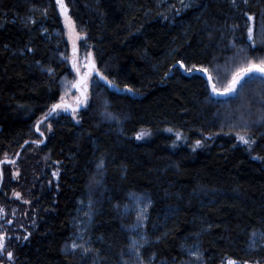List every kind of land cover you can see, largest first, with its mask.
Returning <instances> with one entry per match:
<instances>
[{"label": "trees", "instance_id": "16d2710c", "mask_svg": "<svg viewBox=\"0 0 264 264\" xmlns=\"http://www.w3.org/2000/svg\"><path fill=\"white\" fill-rule=\"evenodd\" d=\"M61 3L88 102L36 131L73 79ZM61 3L0 0V162L27 143L0 167V264H264V79L216 101L177 63L223 90L264 60V0Z\"/></svg>", "mask_w": 264, "mask_h": 264}, {"label": "snow or ice", "instance_id": "6c2138e0", "mask_svg": "<svg viewBox=\"0 0 264 264\" xmlns=\"http://www.w3.org/2000/svg\"><path fill=\"white\" fill-rule=\"evenodd\" d=\"M58 3H61V0H57ZM246 2V0H245ZM61 7H63L62 3H61ZM249 19L251 20L252 17H249ZM248 38L249 40L253 39V30L252 28L248 29ZM177 63L179 64L180 68L184 69L186 72H192L193 70L195 71H199L204 73L206 76H208V82L211 85L212 88V92L214 95H220V96H227V95H232L237 91V87L242 85V83L246 82L247 80L250 79H254L256 78V76L258 75L260 78L264 79V60H260L259 62H254L253 60H248L246 64H242L232 75V78L230 80V82L228 83V85L223 89L220 90L217 88L216 84L213 83V78L212 76L209 74V69L207 68H197L195 65H193L192 67H186L185 63L183 61H177ZM91 70H94V65L91 66L90 72L88 74H86L85 77H82L80 80L76 81L75 83H73V87L77 89V91L81 92V96L80 98L77 99L76 103L79 106L80 104H86L88 102V94H87V76L91 74ZM97 75H100L99 73H97ZM101 80H105L109 87H114L115 85L110 82L107 81V78L104 76H100ZM129 91H131V89H129ZM64 100V97H61V101ZM69 107V105L65 104V103H57V104H53L52 105V111H56L57 109H64L67 110V108ZM73 112L77 111V108H72ZM169 131H171L169 129ZM142 135H144L143 133L138 134L137 135V139H141ZM238 139L245 143L248 144L249 140L245 138V136H238ZM197 145L200 144V141L196 142ZM19 195V194H17ZM3 237H0V241H2ZM73 248L76 247L75 244L72 245ZM0 248H3V244L0 243ZM9 258H11L12 254L8 253ZM227 264H236L235 261L233 260H228Z\"/></svg>", "mask_w": 264, "mask_h": 264}, {"label": "rangeland", "instance_id": "374dc122", "mask_svg": "<svg viewBox=\"0 0 264 264\" xmlns=\"http://www.w3.org/2000/svg\"><path fill=\"white\" fill-rule=\"evenodd\" d=\"M164 2H166V0H164ZM179 3H181V1ZM60 13H61V16H62V25H63V28H64L65 39L68 42V46H69V50H70V56L68 58V62L70 64L71 68H72V77H73L72 81H70L69 83L65 84V93L63 95L64 100L60 101V103H62V102L63 103H68V104H71V106L73 108L74 107L78 108V105H77L76 102H74V100H75L76 97H79V92H77V91L73 92L72 91V87H73L72 85H73V83L76 82V71L78 73H80V75L84 74L85 66H86V64L88 62V56L89 55L86 54V53H81V54L79 53V51H78V43L83 40V36L80 35L75 30L74 25L68 19L67 15L65 13V10L62 7H60ZM68 110L71 111L69 108H67V110L58 109L53 117L56 118L60 114L69 113ZM76 113L77 112L69 113V114L71 115V117L73 119H75L77 117ZM42 133L48 135V133H49L48 126L42 129ZM141 133H143L144 135H142V138L138 139V141H143L148 136L147 133L144 132V131L140 132L139 134H141ZM81 219H82V217H81ZM78 224L81 225L82 222L80 221ZM77 232H78V234H81L82 228H79L77 230ZM195 255H196V252L195 251L192 252L193 258H196ZM181 264H184V263H181ZM192 264H195V263H192Z\"/></svg>", "mask_w": 264, "mask_h": 264}, {"label": "water", "instance_id": "95a60500", "mask_svg": "<svg viewBox=\"0 0 264 264\" xmlns=\"http://www.w3.org/2000/svg\"><path fill=\"white\" fill-rule=\"evenodd\" d=\"M90 67H91V60H89V62H88V64H87V66H86V69H85V72H84V75H83V76H81V75L76 71V75H77V80H76V81L80 80L82 77H85L86 74H88V73L90 72ZM91 73H92V70H91ZM90 75H91V74H90ZM90 75L87 76V79H88V77H89ZM257 76H258V75H257ZM102 82H104V81H102ZM105 85H106L107 87H109V85H108L107 83H105ZM109 88H110V87H109ZM73 90H74L75 92L77 91V89L74 88V87H73ZM77 92H79V97H80V96H81V92H80V91H77ZM233 95H234V94H232V95H227V96L214 95L213 92L211 91V98H213V99H215V100H217V101L225 100L226 98L232 97ZM77 109H78V108H77ZM54 113H55V111H52V109H51L50 112H49V114H48L47 116H45L44 118H42V119H41V120L35 125V130L37 131L38 126H39L40 124H42V123L48 121V120L53 116ZM38 135L42 138V142H41V143H36V142H34L33 145H41V144H43V143L45 142V138H44V136H43L42 134H40V133H38ZM25 145H27V143H25V144L21 147V149L17 152V154H16V156H15V158H14L13 160H11V161H2V162H0V167H1V165H11V164H13V163L17 160V158L19 157V154H20L21 150L25 147ZM0 176H1V175H0ZM0 184H1V177H0Z\"/></svg>", "mask_w": 264, "mask_h": 264}, {"label": "bare ground", "instance_id": "6f19581e", "mask_svg": "<svg viewBox=\"0 0 264 264\" xmlns=\"http://www.w3.org/2000/svg\"><path fill=\"white\" fill-rule=\"evenodd\" d=\"M36 143H39V142H36ZM34 146H38V145H34Z\"/></svg>", "mask_w": 264, "mask_h": 264}]
</instances>
